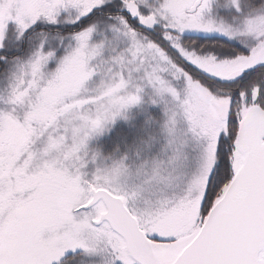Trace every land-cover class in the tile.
Returning <instances> with one entry per match:
<instances>
[{
	"label": "snow or ice",
	"instance_id": "6c2138e0",
	"mask_svg": "<svg viewBox=\"0 0 264 264\" xmlns=\"http://www.w3.org/2000/svg\"><path fill=\"white\" fill-rule=\"evenodd\" d=\"M0 264H264V0H0Z\"/></svg>",
	"mask_w": 264,
	"mask_h": 264
}]
</instances>
